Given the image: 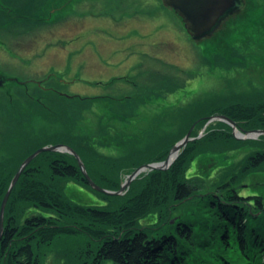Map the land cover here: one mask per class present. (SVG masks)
Here are the masks:
<instances>
[{"label": "rangeland", "instance_id": "374dc122", "mask_svg": "<svg viewBox=\"0 0 264 264\" xmlns=\"http://www.w3.org/2000/svg\"><path fill=\"white\" fill-rule=\"evenodd\" d=\"M255 3L262 13H251L253 19L264 15V0ZM0 6V208L19 167L40 147L65 144L76 152L71 144L79 145L90 157L106 159L102 172L116 175L119 189L128 184L121 193L93 180L113 193L91 187L122 196L149 172L168 169L187 142L204 135L205 127L191 135L188 110L213 105L218 98L264 91V34L261 47L242 43L239 55L244 59L239 63L236 57L234 67L212 64L204 52L205 44L220 47L222 38H230L232 18L225 25L220 18L210 34L193 37L162 0H0ZM9 7H14L11 13ZM233 18L237 22L239 17ZM238 37L233 34L228 42L234 49L241 47ZM213 120L227 123L237 139L264 135V129L243 132L224 115ZM188 132L186 143L172 151ZM257 148L245 144L229 156L237 163ZM46 151L73 155L66 149L43 150L36 154L40 161ZM223 160L205 155L198 171L210 175ZM22 172L8 193L5 212L17 213L33 188L47 187L46 172L33 180L20 178ZM66 190L82 203L101 202L94 191L76 183ZM240 190L264 195V169L247 177ZM82 241L65 235L50 248L39 246L38 264H78Z\"/></svg>", "mask_w": 264, "mask_h": 264}, {"label": "trees", "instance_id": "16d2710c", "mask_svg": "<svg viewBox=\"0 0 264 264\" xmlns=\"http://www.w3.org/2000/svg\"><path fill=\"white\" fill-rule=\"evenodd\" d=\"M250 4L251 13L257 11L255 1ZM0 11L4 13L1 6ZM251 13H240L237 22L234 18L230 22L241 47L234 49L228 43L233 34L221 40L224 53L218 45L210 49L205 44L212 64L234 67L236 57L239 63L244 59L239 55L242 43L263 46L264 15L253 19ZM248 93L188 110L191 135L205 127L204 135L187 142L168 169L149 172L126 195L93 189L73 155L40 153L45 154L44 160L36 156L20 178L33 180L46 172L47 187L33 188L17 213L4 211L0 264H38L41 249L36 252L37 248H50L65 235L83 238L76 251L78 264H264V195L240 190L247 177L264 169V135L237 139L227 123L210 121L224 115L243 132L264 129V91ZM245 144L259 148L234 163L230 152ZM71 146L94 182L119 189L117 176L102 172L103 166L108 167L106 159L100 162L85 147ZM205 155L224 158L223 165L210 169V175L198 171ZM70 183L94 191L101 202L87 204L69 196Z\"/></svg>", "mask_w": 264, "mask_h": 264}, {"label": "water", "instance_id": "95a60500", "mask_svg": "<svg viewBox=\"0 0 264 264\" xmlns=\"http://www.w3.org/2000/svg\"><path fill=\"white\" fill-rule=\"evenodd\" d=\"M162 3L170 7L175 14H177L178 17L181 18L184 27L186 28L187 32L195 37V36H200L206 31L210 30L213 28V26L219 21L220 18L225 14V12L232 8L235 5V0H162ZM208 29V30H207ZM225 119L229 120V118L225 117ZM232 124L234 122L231 120L230 121ZM189 132L186 134L184 139L178 144H176L173 148L172 151H177L181 148L182 145H184L188 139ZM57 149H66L69 150L73 155L78 160V163L81 167V170L86 177L87 181L90 183L92 187H95L98 190L105 191L108 193H113L111 191L105 190L98 185H96L92 179L89 177L87 171L84 168V165L78 156V154L68 145L65 144H56V145H49L45 147H40L36 149L33 153H31L25 161L22 163V165L19 167L17 173L13 177L10 188L6 192L4 199L1 204L0 208V236L2 233V222H3V211H4V205L8 196V193L15 183L16 179L18 178L20 172L24 169V166L31 160L33 159L36 154L43 150H57ZM141 167L137 168L132 174L134 176L138 171H140ZM130 180V179H129ZM129 181H127L126 184H123L121 188L115 192V193H121V191L125 188V186L128 184Z\"/></svg>", "mask_w": 264, "mask_h": 264}, {"label": "flooded vegetation", "instance_id": "af4514ba", "mask_svg": "<svg viewBox=\"0 0 264 264\" xmlns=\"http://www.w3.org/2000/svg\"><path fill=\"white\" fill-rule=\"evenodd\" d=\"M253 1L255 0H235V5L233 6V8L225 12L227 13L226 17L225 16L222 17V20L225 19L223 25H225V21H229L231 18H233L234 15H239L240 13H251L252 11L249 10V5H251L250 3L251 2L253 3ZM231 13L233 14L235 13V14L232 15V17H229ZM253 13H261V12L255 11ZM223 25L221 27H223ZM225 27H228V25L224 26V28ZM211 32L206 31L204 34H210Z\"/></svg>", "mask_w": 264, "mask_h": 264}, {"label": "bare ground", "instance_id": "6f19581e", "mask_svg": "<svg viewBox=\"0 0 264 264\" xmlns=\"http://www.w3.org/2000/svg\"><path fill=\"white\" fill-rule=\"evenodd\" d=\"M232 8H233V7H232ZM232 8H230V9H232ZM230 9H229V10H230ZM227 11H228V10H227ZM225 14H226V13H225ZM225 14H224V15H225ZM224 15H223V16H224ZM223 16H222V17H223ZM207 30H208V29H207ZM208 31L211 32V31H213V29L211 28V29L208 30ZM232 34H233V33L230 32V33L228 34V36H231ZM205 35H208V34H204V33H203V36H205ZM172 157H173V155H170V159H171ZM248 178H249V177H248Z\"/></svg>", "mask_w": 264, "mask_h": 264}]
</instances>
